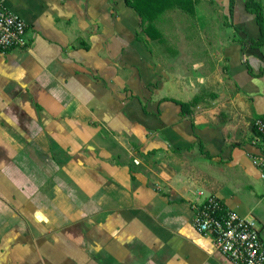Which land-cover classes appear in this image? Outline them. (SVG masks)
Instances as JSON below:
<instances>
[{"label": "crops", "instance_id": "0c3cea01", "mask_svg": "<svg viewBox=\"0 0 264 264\" xmlns=\"http://www.w3.org/2000/svg\"><path fill=\"white\" fill-rule=\"evenodd\" d=\"M190 1L0 0L28 41L0 50V264H232L192 226L208 195L264 242V44L244 0L211 26Z\"/></svg>", "mask_w": 264, "mask_h": 264}, {"label": "built area", "instance_id": "2783aa9c", "mask_svg": "<svg viewBox=\"0 0 264 264\" xmlns=\"http://www.w3.org/2000/svg\"><path fill=\"white\" fill-rule=\"evenodd\" d=\"M25 33L26 25L21 17L0 3V50L27 49ZM252 127L261 144L259 163L264 178V121L255 119ZM193 211V228L211 238L215 249L229 262L264 264V242L254 218L239 216L214 195L195 202Z\"/></svg>", "mask_w": 264, "mask_h": 264}, {"label": "trees", "instance_id": "16d2710c", "mask_svg": "<svg viewBox=\"0 0 264 264\" xmlns=\"http://www.w3.org/2000/svg\"><path fill=\"white\" fill-rule=\"evenodd\" d=\"M128 4L135 8L140 16H146L150 21L156 16H159L166 8H169L171 5H179L188 10V12L194 11V6L190 0H128ZM188 1V6L186 3ZM235 5V0H230L229 3V14L232 16L233 9ZM245 10L255 16V21L258 25L260 35L255 41H250L249 45L252 47L259 48L264 44V7L259 0H244ZM187 12V13H188ZM150 16V17H149ZM149 21V22H150ZM185 105V104H183ZM264 121V118H258Z\"/></svg>", "mask_w": 264, "mask_h": 264}, {"label": "rangeland", "instance_id": "374dc122", "mask_svg": "<svg viewBox=\"0 0 264 264\" xmlns=\"http://www.w3.org/2000/svg\"><path fill=\"white\" fill-rule=\"evenodd\" d=\"M203 3H204V5H201ZM199 7H203L204 9L202 11V15H198L197 14V16H207L205 18V21H204L206 26H211L213 23H218L219 21H222V22L224 21V15H223L222 12H214V10H219L216 7V5L209 7L204 0L203 1L201 0V1H198L197 9ZM263 13H264V11H263ZM177 16L179 17L180 23L185 24L186 29L192 28V25H191L189 19L187 17H185V15L180 14L179 12H177ZM225 30L229 31V29H225Z\"/></svg>", "mask_w": 264, "mask_h": 264}]
</instances>
